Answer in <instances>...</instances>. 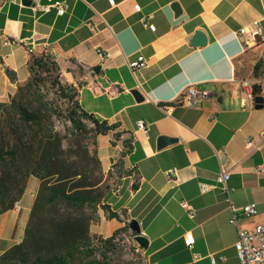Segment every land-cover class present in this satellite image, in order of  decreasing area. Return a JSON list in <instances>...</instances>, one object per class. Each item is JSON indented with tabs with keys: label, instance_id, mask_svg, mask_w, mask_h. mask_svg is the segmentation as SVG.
<instances>
[{
	"label": "crops",
	"instance_id": "crops-1",
	"mask_svg": "<svg viewBox=\"0 0 264 264\" xmlns=\"http://www.w3.org/2000/svg\"><path fill=\"white\" fill-rule=\"evenodd\" d=\"M54 1L0 0V102L30 78L28 47L34 54L48 50L62 81L78 87L82 106L119 124L93 143L109 176L103 203L120 216L100 207L98 219L117 218L122 226L138 220L149 240L141 246L146 264H213V257L217 264H241L239 230L264 224V144L253 150L247 145L264 132V106L236 80L264 79V38L240 30L256 20L264 27V0H65L62 15ZM198 31L205 45L194 44ZM6 38L12 43L5 45ZM99 48L111 55L103 58ZM139 55L148 65L134 73L129 62ZM189 85L210 90L204 107L175 104ZM135 88L144 100H137ZM157 102L174 104L171 113ZM139 120L146 121L147 133ZM161 135L178 140L159 148ZM222 163L231 170L228 190L217 181ZM34 177L16 205L0 213V255L25 236L40 188ZM202 183L214 187L204 191ZM252 202L258 213L247 217L239 210L232 223L231 204ZM113 223L114 230L120 227ZM188 232L195 236L191 246Z\"/></svg>",
	"mask_w": 264,
	"mask_h": 264
},
{
	"label": "trees",
	"instance_id": "trees-1",
	"mask_svg": "<svg viewBox=\"0 0 264 264\" xmlns=\"http://www.w3.org/2000/svg\"><path fill=\"white\" fill-rule=\"evenodd\" d=\"M30 72V78L19 84L17 94L0 102L11 126L21 121L26 124V133L31 134L26 146L28 160L15 173L8 158L0 153V163L8 167L0 174V213L21 199L31 175L40 180V188L23 240L0 255V264H105L109 252L117 246V237L129 231L131 225L127 222L108 237L91 234L99 207L109 209L112 218L120 216L103 203L109 176H105L101 159L89 140L117 129L119 124L82 106L78 87L61 81L59 65L48 50L33 53ZM8 73L16 78L12 70L8 69ZM43 73L53 77V88L68 101L70 136L56 131L53 124L48 126L51 116L45 114V99L40 98L38 105H31L28 100V91L40 89ZM254 95H260L257 86ZM18 140L25 141L19 135ZM7 153L13 158L16 151L10 149Z\"/></svg>",
	"mask_w": 264,
	"mask_h": 264
},
{
	"label": "built area",
	"instance_id": "built-area-1",
	"mask_svg": "<svg viewBox=\"0 0 264 264\" xmlns=\"http://www.w3.org/2000/svg\"><path fill=\"white\" fill-rule=\"evenodd\" d=\"M110 3H115L116 0H109ZM53 5L57 8L58 14L62 15L67 11L68 4L65 0H55ZM46 8V6H44ZM136 10H141V5L136 4ZM37 9V6L35 7ZM146 25H148L151 29L155 30V24H149L146 20ZM251 32L252 35H261L264 38V27L262 26L259 20L253 22L252 27L244 26L240 33ZM12 40L10 38H6L4 40V44H10ZM30 53H35V49L33 47H28ZM45 51V50H44ZM98 53L103 57H109L111 53L109 51H105L101 48L98 49ZM148 65V59L144 55H139L137 59L131 60L129 62V66L131 70L136 73L137 70L144 68ZM237 84L240 86L247 88L251 94H254V88L252 87L251 79H238L236 80ZM260 95L264 96V79L261 80V88H259ZM211 96V92L208 89H202L197 87L196 85H189L186 89L176 97L175 104H180L188 107H204L205 102ZM158 106L167 114H170L174 104H160L157 102ZM218 109H213L211 113V117L215 118ZM138 126L146 133L148 132V125L145 120H139ZM264 144V132L260 135L259 139L251 138L247 141V145L249 148L258 149ZM218 156L220 153L218 152ZM255 170H261L260 167L255 168ZM173 170L168 172V175L171 176ZM231 176V170L222 163L221 171L217 176L218 183L222 186L223 189L228 190V180ZM214 187V185L202 183V190L206 191L210 188ZM182 206L185 208L187 213L190 216H194L195 209L194 207L187 201H182ZM231 209L233 211L231 222L237 224L239 219L238 211L241 210V214L251 217L258 213L257 204L255 202L249 203L241 208H238L231 204ZM186 244L191 246L195 241V236L192 232H188L186 235ZM236 248L238 250V254L241 260V264H264V224H258L254 229L239 230V237L236 242ZM212 263L217 264V259L215 257L212 258Z\"/></svg>",
	"mask_w": 264,
	"mask_h": 264
},
{
	"label": "rangeland",
	"instance_id": "rangeland-1",
	"mask_svg": "<svg viewBox=\"0 0 264 264\" xmlns=\"http://www.w3.org/2000/svg\"><path fill=\"white\" fill-rule=\"evenodd\" d=\"M52 80L53 77L50 74L43 73L42 80L40 81V89L30 92L28 91V100L31 105H38L40 98L45 99L47 101V104L43 105L45 106V114L46 116H51L50 120L47 119L48 126L53 124V127L56 131L60 132L64 136H70L69 127L71 123L67 119L66 110L68 107V101L56 92L52 86ZM13 125L14 127L11 126L8 115L3 110V108H0V153L3 152L5 154L6 158H8L7 163L11 162V168L15 173V171L18 169L23 168L28 160V150L26 146L27 142H29V136L31 134L28 135L26 133L27 127L25 123L16 121ZM14 131H17L19 136H23L25 141L18 140V135H15ZM89 142L93 148L94 138L92 137ZM10 149H14L16 151L13 158L7 153ZM7 168L8 167L6 164L0 163V174L3 171L8 170ZM34 178V180L38 179L37 177ZM32 186L33 185L29 186V191H31ZM99 208L96 211L95 220L91 224L92 233H101L103 235L114 233L113 231H115V228L113 222L119 224V228L122 227L121 221L117 218H114L113 220H107L104 218L98 219ZM89 211L92 210L89 209ZM98 236L104 237L102 235ZM116 242L117 246L115 249L109 252V257L105 264H146L145 255L141 249V245L134 237L133 230L129 229V231L121 233L117 237ZM100 258L103 259V256L100 255Z\"/></svg>",
	"mask_w": 264,
	"mask_h": 264
},
{
	"label": "water",
	"instance_id": "water-1",
	"mask_svg": "<svg viewBox=\"0 0 264 264\" xmlns=\"http://www.w3.org/2000/svg\"><path fill=\"white\" fill-rule=\"evenodd\" d=\"M173 8L176 10L177 13H181V11H182L178 2L173 3ZM206 42H207V40H206V36H205L204 32L198 31L196 34V38L194 40V44L205 45ZM96 70L97 71L100 70V66H98L96 68ZM132 92L134 93L137 100H139V101L144 100L145 96L142 94V92L139 89L135 88L132 90ZM255 101H256L257 105H259L260 107L264 106V96H262V95L255 96ZM177 140H178V138H176V137H172L169 135H161L159 137L158 147L162 148V147H164L170 143L176 142ZM130 225H131V229L133 231L137 232V234H135L134 237L139 242V244L145 248L148 247L149 240L146 236H144L141 233L142 229H141L139 221L134 219L131 221Z\"/></svg>",
	"mask_w": 264,
	"mask_h": 264
},
{
	"label": "bare ground",
	"instance_id": "bare-ground-1",
	"mask_svg": "<svg viewBox=\"0 0 264 264\" xmlns=\"http://www.w3.org/2000/svg\"><path fill=\"white\" fill-rule=\"evenodd\" d=\"M255 86H257L258 88H261V81L252 80V87L255 88Z\"/></svg>",
	"mask_w": 264,
	"mask_h": 264
}]
</instances>
